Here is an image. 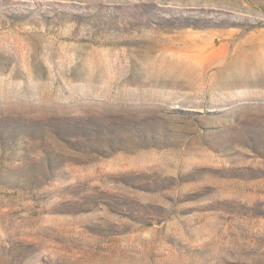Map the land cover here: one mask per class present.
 Wrapping results in <instances>:
<instances>
[{"label":"rangeland","instance_id":"1","mask_svg":"<svg viewBox=\"0 0 264 264\" xmlns=\"http://www.w3.org/2000/svg\"><path fill=\"white\" fill-rule=\"evenodd\" d=\"M0 264H264V0H0Z\"/></svg>","mask_w":264,"mask_h":264},{"label":"bare ground","instance_id":"2","mask_svg":"<svg viewBox=\"0 0 264 264\" xmlns=\"http://www.w3.org/2000/svg\"><path fill=\"white\" fill-rule=\"evenodd\" d=\"M249 65V64H248ZM256 69V68H255ZM252 70V69H251ZM258 70V68H257ZM260 71V70H259ZM243 73V72H242ZM247 74V73H246ZM262 75V74H261ZM229 84H234L236 86H243V85H248L252 84V80L250 79H244V78H234L233 82H230ZM261 87V86H260ZM263 87V86H262ZM258 89V88H257Z\"/></svg>","mask_w":264,"mask_h":264}]
</instances>
